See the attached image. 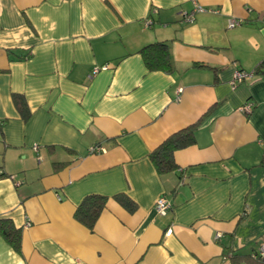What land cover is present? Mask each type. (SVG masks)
<instances>
[{
  "label": "crops",
  "instance_id": "crops-1",
  "mask_svg": "<svg viewBox=\"0 0 264 264\" xmlns=\"http://www.w3.org/2000/svg\"><path fill=\"white\" fill-rule=\"evenodd\" d=\"M154 41L169 72L137 52ZM262 62L264 0H0V219L21 233L19 251L0 235V264H264ZM193 124L159 175L149 153Z\"/></svg>",
  "mask_w": 264,
  "mask_h": 264
},
{
  "label": "trees",
  "instance_id": "trees-1",
  "mask_svg": "<svg viewBox=\"0 0 264 264\" xmlns=\"http://www.w3.org/2000/svg\"><path fill=\"white\" fill-rule=\"evenodd\" d=\"M137 52L141 55L148 70L169 72L173 69L169 45L166 41L151 42L141 47ZM254 72L264 74V62L258 65L255 71H253V74ZM13 101L21 118L25 121L28 120L31 112L26 105L24 97L19 94H13ZM195 126L196 124H193L170 134L162 141V143L149 153L148 157L159 175L168 173L177 167L174 160L175 151L195 143ZM261 164L264 165V157H262ZM117 198L122 205L130 210L133 209L134 204L128 199V197L123 194H118ZM106 200L107 197L104 195L93 193L86 195L75 210L74 215L76 219L88 228H92L102 212ZM0 235L10 246H12L13 249L19 251L21 241L20 229L14 226L10 219H0ZM243 256L244 255H242V257ZM239 257L240 255H233V262L237 261ZM252 258L257 261H262V257H260L258 253H253Z\"/></svg>",
  "mask_w": 264,
  "mask_h": 264
},
{
  "label": "built area",
  "instance_id": "built-area-1",
  "mask_svg": "<svg viewBox=\"0 0 264 264\" xmlns=\"http://www.w3.org/2000/svg\"><path fill=\"white\" fill-rule=\"evenodd\" d=\"M196 8L198 10H203V8L200 6H198V7L196 6ZM186 19L191 20L192 15L191 14L187 15ZM241 22H242V20L230 18V19H228V27H235V26L239 25ZM150 23H151V20L146 19V21H145L146 26L149 25ZM243 77H244V73L242 71H236L234 73V79L235 80L240 81ZM252 107H253V103L248 102V103L244 104L240 109L245 113H249L251 111ZM261 143H262V146H264V141H262ZM92 150H94V151L99 150L100 151V148L94 147V148H92ZM170 208H171V203L165 196L158 197V199L155 202V210L158 214L165 215L168 212V210H170ZM171 232H172V230L168 229L166 231L165 235L169 236L171 234ZM216 236L219 237L220 233H217ZM258 254L260 257H264V239H262V241H261Z\"/></svg>",
  "mask_w": 264,
  "mask_h": 264
}]
</instances>
